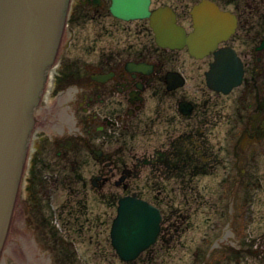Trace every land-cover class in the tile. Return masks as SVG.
I'll use <instances>...</instances> for the list:
<instances>
[{
  "label": "flooded vegetation",
  "instance_id": "obj_1",
  "mask_svg": "<svg viewBox=\"0 0 264 264\" xmlns=\"http://www.w3.org/2000/svg\"><path fill=\"white\" fill-rule=\"evenodd\" d=\"M203 1L235 20L233 30L204 56L193 55L187 46L157 44L148 18L117 17L109 9L111 0L70 1L66 35L73 36L71 18L73 23L83 17L96 28L86 34L90 43L81 57L65 56L68 38L60 44L49 70L55 77L44 87V104L36 109L29 142L39 153L35 162L47 166L39 160L46 154L57 163L46 182L65 190L64 201L58 199L53 207L56 223L47 209L38 212L40 197L36 200L33 190L44 193L43 187L48 188L30 166L33 159L24 182L38 214L34 222L26 216L23 223L54 264H86L75 256L74 225L87 231L88 257L97 264L119 258L110 228L121 197L140 198L158 209L155 240L136 258L154 261L165 260L169 246L186 242L187 231L196 227L189 221L193 213L215 216L209 229L218 236L223 224L217 216L229 211L218 198L244 197L255 180L262 186L264 170L258 173L255 166L264 155V0H151L150 9L170 6L177 22L191 32V9ZM227 47L240 58L243 73L238 84L223 91L208 85L207 74L214 68L215 52ZM85 163L89 178L76 171ZM66 168L73 174H62ZM204 178L210 193L204 190ZM84 191L93 193L99 211L86 221L78 217L69 222L71 196ZM23 202L18 204L25 212ZM112 203L114 212L107 220ZM236 210L240 213L239 206ZM201 238L208 237L201 233ZM263 241L258 235L256 243ZM5 258L6 264H18L9 255Z\"/></svg>",
  "mask_w": 264,
  "mask_h": 264
},
{
  "label": "water",
  "instance_id": "obj_2",
  "mask_svg": "<svg viewBox=\"0 0 264 264\" xmlns=\"http://www.w3.org/2000/svg\"><path fill=\"white\" fill-rule=\"evenodd\" d=\"M68 2L0 0V264H6L5 255L18 264H54L38 250L13 200L33 125V109L57 50ZM149 2L111 0L109 8L126 19L148 17L159 45H187L195 56L213 49L234 28L230 15H221L218 8L203 1L192 7L194 30L186 33L169 6L150 10ZM215 54L218 59L207 74L208 85L227 91L240 82L242 63L230 48ZM159 218L158 210L146 201L121 198L111 228L118 254L127 260L136 257L154 239Z\"/></svg>",
  "mask_w": 264,
  "mask_h": 264
},
{
  "label": "rangeland",
  "instance_id": "obj_3",
  "mask_svg": "<svg viewBox=\"0 0 264 264\" xmlns=\"http://www.w3.org/2000/svg\"><path fill=\"white\" fill-rule=\"evenodd\" d=\"M189 4H191V1L188 3V5ZM69 13L70 9L68 11V14ZM69 27H71V30H74L73 36H75L73 37L68 34L66 35L65 26L60 44L63 45L64 40L68 38L65 44L68 46V49L65 50V56L73 57L78 55L81 57L82 54H84V52L86 51V47L90 43L86 39V34L90 32V29H94L96 27L92 25L90 26L89 23H86L83 17L76 19L75 21H73V23L71 18ZM52 75L55 77L54 73H52L51 75H47L46 85L47 83L51 82ZM52 98H55V96H52L51 99ZM43 104L44 101L42 102L41 100L40 105ZM37 107L35 108V112ZM35 154H37V156L39 155L37 148L31 149V147L28 146L25 165L22 176L20 178V186L17 193L18 200L16 201L15 207L22 221L23 218L27 216L32 222H34L38 212H46L44 210L45 208L48 211L46 212V215L51 223H56L52 219L53 207L56 205L58 199L60 202L64 201L65 190L62 189L61 185L59 186V188L55 189L46 182H51L50 175L52 174V170L58 169V166H56V162H52V156H46V154H44L43 156H39V160L47 163V166L42 165L41 161L35 162ZM30 161V166L34 167L33 171L35 170V172L38 174V178L43 180V186L46 183V186L48 188L47 190L45 187H43L44 193L40 191V193L42 194L41 195L34 189L35 185H37L36 182H34L33 186L31 187L32 189H34L33 191L36 200L40 197V207L37 213L35 210L37 209V206L35 205V199L33 198V196L28 199L27 190H24L25 177L27 175L29 176L28 167ZM258 162L259 164L258 166H255V168L256 171L260 173L262 170H264V155L258 157ZM84 166L85 168L81 169V167ZM76 171L80 173L83 178H89L91 173V170L87 163L78 167ZM61 172L62 174H73L72 172H69L68 168L62 169ZM257 183L258 180H255V182H250L252 188L251 190H249V193L247 192L246 194H244V197L236 196L234 198L231 197L227 199L225 197L221 198L218 196V203H226V207H228L230 211L229 212L225 210L224 213H222L220 216H217V219H219V221H221V224H223L222 231H220V234L218 236H216L215 234L216 230L209 229V225L212 222V219L214 220L216 219V217H207V215H209L208 213L196 212L193 213L189 218V221L193 222L196 227L191 228L187 231L186 242H184V244L175 246L171 245L168 247L169 256L165 257V260L156 259L154 261H145L142 260L140 256L138 260L134 259L131 261H124L120 258H117L114 259L113 263L109 262V264H199L203 260H205L204 264H227V260H230V264H264V241L261 245L259 243H256L258 235L264 237V181H262L261 183L262 186H258ZM203 185L204 190L210 193L211 186L206 184L205 178L203 181ZM82 193L84 194L83 196L82 194L79 196L76 195V197L71 196V200L74 201L70 203L72 214H69V222H75L78 220L83 221V217H85L84 221H86L89 216H92L99 211V204L94 198L93 193L90 192L87 194L85 191ZM75 199L76 201L79 199V201H77L76 203ZM21 202H23L24 204L23 208L25 212L20 211V205L18 203ZM113 206L114 203H112V205H110V208H108L109 213L107 220H109L110 216L113 215ZM237 206H239L240 213H238V211L236 210ZM78 217L80 218L77 220ZM198 221L201 223V227L199 226ZM228 224L232 226V231H225V227ZM77 228L78 227L76 225L70 228L71 236L75 238L74 245L72 246L78 249V252L75 253L76 258L79 259L81 263L84 262L86 264H97L95 257H88L90 253L88 251V248L90 247L91 249L92 247L88 241L87 231ZM32 230L33 234H35L33 238L37 239L36 231L33 229V227ZM201 233L206 234L208 238H201ZM247 237L251 239L249 242L247 241L248 239L246 240ZM217 238L220 239L217 240ZM227 238H229L231 242L227 241ZM70 246L71 245L67 246V248L69 249ZM255 249L258 250H256L255 252ZM4 260H6L5 256ZM104 264H108V262H105Z\"/></svg>",
  "mask_w": 264,
  "mask_h": 264
},
{
  "label": "bare ground",
  "instance_id": "obj_4",
  "mask_svg": "<svg viewBox=\"0 0 264 264\" xmlns=\"http://www.w3.org/2000/svg\"><path fill=\"white\" fill-rule=\"evenodd\" d=\"M214 49V48H213ZM213 49H210L209 51L213 50ZM209 53V52H208ZM54 64V61L52 60L51 64L46 68V70H50V67Z\"/></svg>",
  "mask_w": 264,
  "mask_h": 264
}]
</instances>
